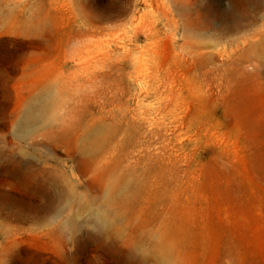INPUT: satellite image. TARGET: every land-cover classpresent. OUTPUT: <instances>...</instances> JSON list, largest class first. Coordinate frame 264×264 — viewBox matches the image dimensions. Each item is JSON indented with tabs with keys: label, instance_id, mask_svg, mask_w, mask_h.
I'll use <instances>...</instances> for the list:
<instances>
[{
	"label": "rangeland",
	"instance_id": "obj_1",
	"mask_svg": "<svg viewBox=\"0 0 264 264\" xmlns=\"http://www.w3.org/2000/svg\"><path fill=\"white\" fill-rule=\"evenodd\" d=\"M0 264H264V0H0Z\"/></svg>",
	"mask_w": 264,
	"mask_h": 264
}]
</instances>
